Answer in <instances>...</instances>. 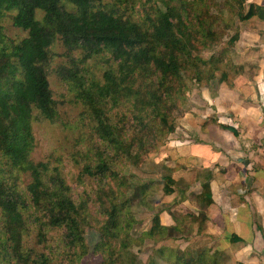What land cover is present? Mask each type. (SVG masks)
Returning a JSON list of instances; mask_svg holds the SVG:
<instances>
[{
  "label": "trees",
  "instance_id": "1",
  "mask_svg": "<svg viewBox=\"0 0 264 264\" xmlns=\"http://www.w3.org/2000/svg\"><path fill=\"white\" fill-rule=\"evenodd\" d=\"M135 1L0 0L1 264H81L88 252L84 238L86 228L91 226L87 201L73 198L57 168L50 169L46 163L30 159L35 145L32 123L57 117L45 69L55 41H60L69 62V66L59 69L58 76L84 105V113L93 121L96 138L108 153L101 151L97 160L82 167L80 175L106 185L112 179L119 188L124 185L119 177L122 169L127 164L138 165L135 159L140 160L148 148L163 144L174 133L177 124L173 107H190L191 88L185 79L199 87L202 83L210 85L217 72L220 74L217 85L228 79L229 61L192 55L190 45L198 41L197 37L210 36L200 29L206 25L200 9H189L183 0H147L142 17L133 19L129 15ZM156 1L162 4V9L155 7ZM60 2L71 5L74 12L67 11ZM7 14L12 15L13 27L25 33L15 43H7L1 24ZM255 16L262 20L264 8L250 4L241 19ZM238 37V33L234 34L228 42L236 43ZM101 56L109 59L111 67L101 81L87 84L85 71L79 66ZM108 104L110 109L121 106V110L127 107L140 112L142 115L130 125L140 134L137 132L129 140L125 131L122 135L112 126L105 116ZM122 113L127 119L126 113ZM223 128L235 135L233 129ZM24 176L30 178L25 184ZM144 186L147 187H138L142 197L136 207L148 204L142 193ZM171 193L163 191L166 195ZM199 199L206 207L212 204L208 181L202 183ZM96 204L97 213L104 219L97 228L99 241L93 254H101L102 264H157L152 259L143 262L134 254V243L144 237L155 245L177 238L175 227H162L154 217L150 229L140 239H133L129 234L133 222L131 198L120 191L102 189ZM30 230L37 238L36 243L43 246L37 254L23 248ZM53 232L56 235L51 236ZM49 244H53V249L48 248ZM152 252L168 264L225 261L218 258L217 251L210 254L206 249L196 256L191 251L179 256L176 250L164 246ZM167 256L175 261L172 263Z\"/></svg>",
  "mask_w": 264,
  "mask_h": 264
},
{
  "label": "crops",
  "instance_id": "2",
  "mask_svg": "<svg viewBox=\"0 0 264 264\" xmlns=\"http://www.w3.org/2000/svg\"><path fill=\"white\" fill-rule=\"evenodd\" d=\"M252 3L264 7V0ZM245 22L249 27L240 30L228 79L193 91L190 107L202 105V120L182 118L188 124L169 136L160 159L149 161L162 176L146 183L160 188L162 205L189 213L181 222L177 209L170 208L172 216L169 205L160 211L159 225L178 233L155 249L164 246L184 256L204 247L232 264H264V19ZM206 181L212 199L207 207L199 199Z\"/></svg>",
  "mask_w": 264,
  "mask_h": 264
},
{
  "label": "rangeland",
  "instance_id": "3",
  "mask_svg": "<svg viewBox=\"0 0 264 264\" xmlns=\"http://www.w3.org/2000/svg\"><path fill=\"white\" fill-rule=\"evenodd\" d=\"M145 1L147 0L135 1L132 15L129 16H132L133 19H137L138 16L142 17L143 10H146ZM183 1L188 4L189 9L198 8L201 10L200 16L206 22V25L204 29L202 27H200V29L203 30V32L204 30L207 31L206 35H210V39L207 36L205 39L202 38L203 36L197 37L198 41H195L192 45H190L192 46V55L201 57L205 60L210 58H221L224 62L229 61L231 63L230 66L234 67L232 62H235L236 57L239 55L238 49L234 46L235 43H230L228 41L234 34L238 33L239 36L242 27H249V25H247L248 23L245 22L246 20L241 19V16L247 12L250 4H254L252 3V0ZM60 5L67 11L74 12L71 5L66 4L65 2H60ZM178 6V4L175 5L176 8ZM155 7L159 9L163 8L159 1H156ZM255 17L259 19V17ZM1 24L3 26L7 43H15L17 40L25 37L24 32L13 27L12 15H5ZM247 62H251V60ZM66 66H69L66 53L64 52L60 41H55L50 47V58L45 69L50 89L53 94V99L56 102L57 117L50 121L39 120L32 123L35 145L30 154V159L34 163H46L50 169L57 168L58 172L61 173L65 182L70 187L73 198L76 201H87V211L90 214L91 226L86 228L84 237L86 242L85 244L88 246V252L80 262L81 264H102L101 254L97 252L93 254V248L99 241L97 228L101 225L99 222L104 219V216H100L97 213V195L102 189H107L109 187L117 192L120 191L121 194H126V196L131 198L130 208L133 216V222L131 223L132 225L129 230V234L135 240L140 239L141 234L150 229L153 218L157 217L159 221L158 215L160 211L162 212L164 207L169 205L168 203L162 205L159 200L160 188L157 185L149 188L150 185L148 186L146 183L148 180H153L149 182L155 184V182H158L162 176L161 172L150 162L154 163V160H158L164 155L165 149H163V147L168 139L161 145L158 143V146L155 148H148L145 153L146 155L140 160L135 159V161L137 160L138 165L135 166L127 164L122 169L119 173V177L123 180L124 185L121 188L118 187V182L112 179H109L106 185V183H99L98 181L93 179L90 180L89 178L80 175L82 167L89 162L91 163L97 160V156L98 154L100 155L101 151L106 154L108 153L104 151L103 144H101L96 138L93 131V121H91L87 117L86 113H84V105L77 101L74 93L68 86H66V84L62 83L58 76L59 69ZM79 67L85 71V75L87 76L86 82L87 84H90L91 81H101L102 75L109 69V67H111V64L109 63V59H107V57L101 56L99 58L88 60L82 65V67ZM227 69L228 68H226V72ZM227 74L229 75L228 72ZM215 75H218V77H215V80H212L211 82L214 85L217 84V80L220 77L219 72L215 73ZM231 76L232 75L229 77ZM185 82L187 86H190L191 88L189 94L191 99L194 89L200 87L196 84V82H191L187 79H185ZM202 85L204 86L203 83L201 86ZM190 99L189 104L191 105ZM173 108L174 111L172 114L175 124H177L175 128L176 131L188 124L189 121L186 122V119L198 118L202 120L200 117V115L203 114V107L201 104L193 103V106L188 109H186V106ZM105 110V116L108 118V122L112 126L116 127L122 135L125 131L127 139L132 140L135 138L137 132L140 134L136 127L133 129L130 128V125L136 121L135 117L142 115L140 112H132L127 107H125L124 110H121V106L110 109L109 104L106 105ZM123 111L126 113L127 119L122 117L124 116V113H122ZM193 115L195 117H193ZM185 117L187 118L182 119ZM22 180L25 184L30 180V178L28 176H24ZM141 185L147 186H144L145 189L142 193H144V197L146 198V202H148V204L140 208L136 207L135 204L142 197V195H140V190L138 189ZM155 198H157V200H155ZM159 202L161 204H159ZM169 206V210L166 211V213L169 216H172L170 208H173V210H176L177 208L172 207L171 205ZM175 212L179 213L178 216L181 222H184V217L189 215L188 210L183 208H178ZM32 232L33 231L30 230V238L25 237L23 248L24 251L28 253L32 252L33 254H37L42 250L43 246L36 243L37 238H35ZM123 234L124 232L121 233L120 236H123ZM50 235L54 236L56 233L53 232V234L51 233ZM150 240L151 239L144 237L142 241L134 243L136 246L132 249L133 253L138 255L143 262H147L149 259H152L157 264H168L166 260L160 259L152 254L156 245ZM111 241H114V239ZM48 248L53 249V244H49ZM203 249L205 248H199V250L196 253L194 252L192 256H196V254ZM207 257L210 256L207 255ZM168 258L172 263L175 261L173 257ZM1 262L2 261L0 259V264ZM222 264L232 263L225 259Z\"/></svg>",
  "mask_w": 264,
  "mask_h": 264
}]
</instances>
